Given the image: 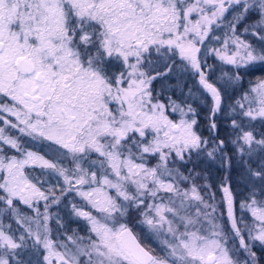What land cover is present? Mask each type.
Returning <instances> with one entry per match:
<instances>
[{
    "label": "snow or ice",
    "instance_id": "snow-or-ice-1",
    "mask_svg": "<svg viewBox=\"0 0 264 264\" xmlns=\"http://www.w3.org/2000/svg\"><path fill=\"white\" fill-rule=\"evenodd\" d=\"M256 71L264 0H0V264H264Z\"/></svg>",
    "mask_w": 264,
    "mask_h": 264
},
{
    "label": "trees",
    "instance_id": "trees-1",
    "mask_svg": "<svg viewBox=\"0 0 264 264\" xmlns=\"http://www.w3.org/2000/svg\"><path fill=\"white\" fill-rule=\"evenodd\" d=\"M262 75H264V72H262V71H256L254 74L250 75L248 77V79H253L254 80L256 77H259V76H262ZM73 227H76V226L73 225Z\"/></svg>",
    "mask_w": 264,
    "mask_h": 264
},
{
    "label": "rangeland",
    "instance_id": "rangeland-1",
    "mask_svg": "<svg viewBox=\"0 0 264 264\" xmlns=\"http://www.w3.org/2000/svg\"><path fill=\"white\" fill-rule=\"evenodd\" d=\"M189 82H191V81H189ZM76 226V225H75Z\"/></svg>",
    "mask_w": 264,
    "mask_h": 264
}]
</instances>
